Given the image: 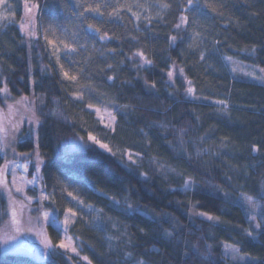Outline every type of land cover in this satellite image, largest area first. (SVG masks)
Returning <instances> with one entry per match:
<instances>
[{"label":"trees","instance_id":"16d2710c","mask_svg":"<svg viewBox=\"0 0 264 264\" xmlns=\"http://www.w3.org/2000/svg\"><path fill=\"white\" fill-rule=\"evenodd\" d=\"M32 2L55 33L28 45L18 1L0 29V117L13 123L11 158L40 167L48 200L29 206L32 217L76 210L67 233L78 255L57 248L41 221L52 238L45 264H226V245L237 264H264V226L244 201L264 211V84L224 62L264 70V0ZM24 96L37 102L35 137L7 105ZM90 107L112 111L114 129ZM7 207L0 191V227ZM23 217L16 237L26 239ZM0 264L43 263L6 252Z\"/></svg>","mask_w":264,"mask_h":264},{"label":"rangeland","instance_id":"374dc122","mask_svg":"<svg viewBox=\"0 0 264 264\" xmlns=\"http://www.w3.org/2000/svg\"><path fill=\"white\" fill-rule=\"evenodd\" d=\"M18 1L20 0H4L3 3H0V29L3 25L10 23L14 18L13 9L15 8ZM21 2L23 12L19 22L21 24V30L24 33L25 40L28 45L34 43L38 32L40 33L42 39H44L47 34H51V32L55 33L53 27H49L47 28V30L40 27L41 24L39 8L37 7V5H35L34 2H32V0H21ZM28 8H31L32 11L29 12ZM4 42L8 41L5 40ZM224 62L231 75L235 72H239L251 78L252 80L264 84L263 69L246 66L238 62H233L229 59H225ZM7 105L11 106L13 110L18 114L20 125L24 124L29 129H31V132H33L35 137L36 125L38 123V118L35 115L37 105L36 100L31 98V96H24L19 99L7 102ZM97 109H99V112H97ZM89 110L100 120V122L105 127L111 130L114 129L115 120L113 121L111 117L115 116L112 111L100 107H90ZM6 121L7 120L5 117H0V156H2L7 163L9 175V185L4 180H0V191L5 196V201L8 204L6 221L3 222L2 226L0 227V231L5 227L4 233L9 237L2 236L0 233V253L3 254L6 252H25L31 254L34 258L45 264V260L47 258V248H45V244L43 242L45 241V239L46 241L51 242L52 238H50L49 236H47V238L44 237L45 230L41 225V221L43 225H49L54 230L56 235L55 237L58 239L56 245H58L61 241L67 243L68 239L70 238L71 245L76 248L74 240L67 233V228L73 223L75 216H71L69 212L66 213L67 218L70 220V225L67 226V228L64 224L66 214L62 219L58 220L51 212L40 210L38 213L39 216L37 215V218L32 217L33 214L29 206H32V204L36 203L37 201H47L48 194L43 189L42 177L40 175V167L38 164L36 165L30 160L16 161L11 158L12 154H14L16 151L14 146L16 135L13 132H8V130L11 128V124L13 123L5 124ZM97 145L99 146V144ZM126 158L127 160L134 163H136L138 159L137 155L132 152H127ZM17 188H19L20 191H17ZM15 196L20 197L27 204V206L23 205L24 210L21 209L20 200L16 199ZM246 205L247 210H249L250 213V218L254 222V226H264V211H260V203L253 201L251 206L247 202ZM22 210L24 215L22 214ZM72 211L75 212V208H73ZM22 216H24V220L22 223L23 227L24 225L26 226L22 230L23 233L24 231H26V239L23 236L20 238L16 237V234L21 233L18 228L19 221ZM46 216L47 219L45 218ZM38 218H40V220ZM13 220H15V223H13ZM34 230L37 231L36 236H34ZM59 249L68 254L78 255L77 249L76 253L68 252L61 248ZM81 259L87 262L84 257H81ZM223 259L226 264H237L238 262L244 261L239 253L234 255L229 252L226 255L225 248L223 252Z\"/></svg>","mask_w":264,"mask_h":264},{"label":"snow or ice","instance_id":"6c2138e0","mask_svg":"<svg viewBox=\"0 0 264 264\" xmlns=\"http://www.w3.org/2000/svg\"><path fill=\"white\" fill-rule=\"evenodd\" d=\"M3 2H4V0H0V3H3ZM100 7H101V6H97V7H95V8H86L85 10H86V11L99 12V11H100ZM163 7L167 8L168 5H167V4H164ZM28 11L31 12L32 9H31V8H28ZM100 14L103 15V13H100ZM138 18H139V17H137V19H138ZM184 23H187V17H185V16L182 15V16L180 17V24H177L176 27L179 28V27L181 26V24H184ZM91 27H92V26L89 25V28H91ZM96 31H99V29H96ZM101 39H104V37H101ZM172 39L174 40L175 38L173 37ZM49 43H51V41H50ZM135 55L140 56L141 59L144 61V63H151V61L147 60V59L144 57L143 53H141V52H137V53H135ZM181 71H182V70H181ZM168 75H169V77H171V76H172V73L169 72ZM65 77L68 78V77H69V74H68V73H65ZM70 79H72L73 81H75V80H76V77H75V76H71ZM109 79H111V77H110ZM189 83H190V82H189ZM3 91H7V89H4ZM188 92L191 93V92H192V89L189 88V89H188ZM78 98H79V97H78ZM97 112H99V109H97ZM111 119L114 121V120H115V117H111ZM89 140H91L93 143H97V144H99V146H100L101 148H104V149L108 150L107 145L100 143V142L97 141L94 137L89 136ZM254 151H255V149H254ZM187 183H188V182H186V186H187ZM17 191H20V189L17 188ZM73 199H75V197H73ZM244 199H245V201H246L250 206L252 205V203H253L252 197H248V196H246ZM68 212H69V213L71 214V216H73V217L76 215V213L73 212L71 209H69ZM45 218L47 219V216H46ZM208 219H212V217L209 216ZM13 223H15V220H13ZM64 224H65L66 228H67V226L70 225V220L67 218V214H66V219L64 220ZM257 227H259V225H257ZM248 235L250 236V235H251V232H249ZM43 243L45 244V248H51V247H52V244H51L50 241H44ZM56 247L61 248V249H64V250H66V251H68V252L76 253V248L73 247V246L71 245V240H70V238L68 239V242H67V243L64 242V241H61L58 245H56ZM229 252L235 255V254L238 253V249L235 248V247H233V246H231V245H226V246H225V254L227 255ZM77 254H78V253H77ZM84 259H87V257H84ZM140 264H143V262L141 261Z\"/></svg>","mask_w":264,"mask_h":264}]
</instances>
